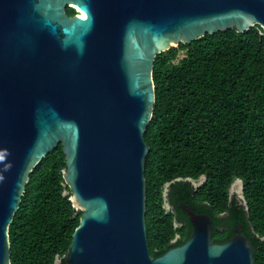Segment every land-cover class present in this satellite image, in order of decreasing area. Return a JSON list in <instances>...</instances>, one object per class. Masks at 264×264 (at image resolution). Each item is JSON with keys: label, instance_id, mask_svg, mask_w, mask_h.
Listing matches in <instances>:
<instances>
[{"label": "water", "instance_id": "water-1", "mask_svg": "<svg viewBox=\"0 0 264 264\" xmlns=\"http://www.w3.org/2000/svg\"><path fill=\"white\" fill-rule=\"evenodd\" d=\"M256 26L264 0H0V264L31 174L60 145L64 195L82 213L65 264H255L240 229L214 243L189 208L190 238L152 258L145 134L158 56Z\"/></svg>", "mask_w": 264, "mask_h": 264}, {"label": "trees", "instance_id": "trees-1", "mask_svg": "<svg viewBox=\"0 0 264 264\" xmlns=\"http://www.w3.org/2000/svg\"><path fill=\"white\" fill-rule=\"evenodd\" d=\"M76 14L67 9L69 17ZM154 82L145 134L150 255L190 238L189 208L211 219L214 243L240 229L255 264H264L263 30L218 33L164 53L155 61ZM65 162L60 145L31 174L10 227L12 264H65L82 216L64 195ZM237 180L242 198L231 195Z\"/></svg>", "mask_w": 264, "mask_h": 264}, {"label": "rangeland", "instance_id": "rangeland-1", "mask_svg": "<svg viewBox=\"0 0 264 264\" xmlns=\"http://www.w3.org/2000/svg\"><path fill=\"white\" fill-rule=\"evenodd\" d=\"M239 194L241 195V189L240 186L235 184L232 188V195Z\"/></svg>", "mask_w": 264, "mask_h": 264}, {"label": "flooded vegetation", "instance_id": "flooded-vegetation-1", "mask_svg": "<svg viewBox=\"0 0 264 264\" xmlns=\"http://www.w3.org/2000/svg\"><path fill=\"white\" fill-rule=\"evenodd\" d=\"M201 181L203 182L204 181V178H202ZM236 195H238L240 198H242V192H241V195H239V194H236Z\"/></svg>", "mask_w": 264, "mask_h": 264}]
</instances>
